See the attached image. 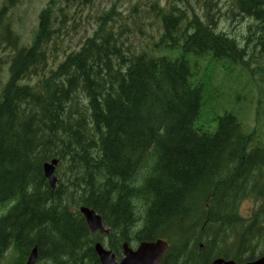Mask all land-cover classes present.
I'll return each mask as SVG.
<instances>
[{"label": "trees", "instance_id": "16d2710c", "mask_svg": "<svg viewBox=\"0 0 264 264\" xmlns=\"http://www.w3.org/2000/svg\"><path fill=\"white\" fill-rule=\"evenodd\" d=\"M20 1L0 8V263L10 255L4 264H26L37 247L38 264H100L94 246L103 238L91 234L81 205L103 217L116 253L139 229L142 241L170 240L163 264H209L219 238L200 252L195 230L205 220L236 225L247 197L264 215V142L233 114L219 118L214 133L197 130L205 86L194 82L200 60L250 70L264 57V0L156 1L147 14L161 32L160 56L126 45L138 36V15L124 17L123 0H115L96 14L83 48L61 62L52 61L57 34L70 22L77 28L71 12L95 0H50L30 47L9 17ZM220 18L247 21L246 36L220 32ZM53 159L64 171L55 191L43 172ZM239 225L245 252L252 226Z\"/></svg>", "mask_w": 264, "mask_h": 264}, {"label": "rangeland", "instance_id": "374dc122", "mask_svg": "<svg viewBox=\"0 0 264 264\" xmlns=\"http://www.w3.org/2000/svg\"><path fill=\"white\" fill-rule=\"evenodd\" d=\"M114 1L95 0L94 5L89 3L90 9L72 11L71 14L76 15L77 28L70 22L62 35L57 34L58 39H56L53 47L57 46V49L60 47L59 51L57 50L59 58L55 60L53 56L52 61L61 62L66 55L80 49L84 41L92 36L93 30L96 29V14L112 7ZM156 1L159 2V0L122 1L120 11L124 17L128 18L138 15V19H136L133 26V29L138 32V36L132 37L126 44L134 52L150 51L154 48L155 42L158 41L161 35L158 26L155 27L152 23L154 17L147 14L150 6H153ZM5 2L6 0H0V7ZM49 2L50 0H21L16 7L11 9L9 17L16 32L23 39L22 44L30 45L33 41L38 28L39 14L48 6ZM160 2V5L164 6L167 0H160ZM223 5H221V9L225 12ZM135 6H138L137 12H134ZM220 19V32H225L237 40H242L246 36L247 21L234 23L225 20V18ZM69 21L70 17H67V22ZM140 32L147 33L145 36H141ZM151 37L153 40L150 39ZM162 55L170 56L165 51L162 52ZM207 59L210 60L206 58L200 61L201 66L198 61L200 70L194 78V82L203 83L205 86L202 114L201 118L196 122L195 128L213 133L217 130L220 117L225 114H233L242 124L246 133L255 131L256 141H264V57L259 58L261 60L256 62L261 67L252 64L250 70L224 62L212 65ZM52 64L55 67L57 66V63L54 64L52 62ZM7 71L8 67H5L4 73ZM4 73L2 83H4L6 78ZM261 135L263 138H261ZM255 210L256 204L252 199L245 201L240 206V214L244 219L254 215ZM262 251H264V247L258 250L259 253ZM6 260H10V255H7L6 259L0 264H4Z\"/></svg>", "mask_w": 264, "mask_h": 264}, {"label": "water", "instance_id": "95a60500", "mask_svg": "<svg viewBox=\"0 0 264 264\" xmlns=\"http://www.w3.org/2000/svg\"><path fill=\"white\" fill-rule=\"evenodd\" d=\"M46 177L49 179L52 187L55 185L54 178V168L50 165H46L45 167ZM82 213L85 215L91 229L93 231H102L104 232V228L102 226V221L100 217H98L94 212L82 209ZM97 252L101 257L102 264H116L115 256L112 253H107L103 250V248L98 245ZM167 251V245L159 241L157 244H144L138 253L133 254L128 249H126L127 259L124 260L122 264H158L165 256ZM37 258V253L34 251L31 256L29 264H34ZM214 264H234V263H225L224 261H217ZM255 264H264V259L260 260Z\"/></svg>", "mask_w": 264, "mask_h": 264}, {"label": "bare ground", "instance_id": "6f19581e", "mask_svg": "<svg viewBox=\"0 0 264 264\" xmlns=\"http://www.w3.org/2000/svg\"><path fill=\"white\" fill-rule=\"evenodd\" d=\"M106 37V36H105ZM83 48V47H82ZM105 64V63H104ZM108 72V71H107ZM102 73V72H101ZM36 74V73H35ZM104 81V80H103ZM116 81V80H115ZM105 82V81H104ZM106 83V82H105ZM98 87V86H97ZM86 89V88H85ZM127 90V89H126ZM136 91V90H135ZM76 99V98H75ZM81 99V98H80ZM74 102V101H73ZM127 102V101H126ZM149 102V101H148ZM123 103V102H122ZM144 104V103H143ZM125 105V104H124ZM135 106V105H134ZM137 106V105H136ZM139 106H141V105H139ZM132 107V106H131ZM142 111V110H141ZM25 118V117H24ZM103 121V120H102ZM103 123H104V121H103ZM137 136V135H136ZM261 160V159H260ZM262 161V160H261ZM257 165V164H256ZM263 165H264V163H263ZM218 174V173H217ZM263 176V175H262ZM59 189V188H58ZM66 189V188H65ZM202 192V191H201ZM203 194V193H202ZM208 194V193H207ZM201 195V194H200ZM202 198V197H201ZM75 204V203H74ZM227 206V205H226ZM234 206V205H233ZM234 208V207H233ZM228 209V208H227ZM226 211V210H225ZM231 225V224H230ZM168 229H170V228H168ZM171 230V229H170ZM169 231V230H168ZM182 233V232H181ZM186 233V232H185ZM187 234V233H186ZM164 235V234H163ZM184 238V237H183ZM190 238V237H189ZM212 242V241H211ZM214 242V241H213ZM88 245V244H87ZM197 248V247H196ZM33 250V249H32ZM87 252V251H86ZM201 252V251H200ZM208 253V252H207ZM200 257V256H199ZM203 258V257H202ZM205 259V258H204ZM210 260V259H209ZM201 261V260H200Z\"/></svg>", "mask_w": 264, "mask_h": 264}, {"label": "clouds", "instance_id": "9594fccd", "mask_svg": "<svg viewBox=\"0 0 264 264\" xmlns=\"http://www.w3.org/2000/svg\"><path fill=\"white\" fill-rule=\"evenodd\" d=\"M29 191H31V189H29Z\"/></svg>", "mask_w": 264, "mask_h": 264}]
</instances>
